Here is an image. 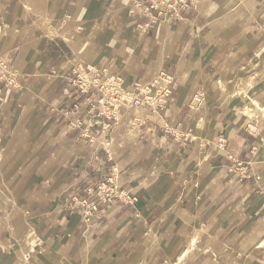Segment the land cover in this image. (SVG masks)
Instances as JSON below:
<instances>
[{"label": "crops", "instance_id": "obj_1", "mask_svg": "<svg viewBox=\"0 0 264 264\" xmlns=\"http://www.w3.org/2000/svg\"><path fill=\"white\" fill-rule=\"evenodd\" d=\"M133 1L0 0V264H264V115L236 94L264 0ZM160 71L168 102L127 112L73 82Z\"/></svg>", "mask_w": 264, "mask_h": 264}, {"label": "built area", "instance_id": "obj_2", "mask_svg": "<svg viewBox=\"0 0 264 264\" xmlns=\"http://www.w3.org/2000/svg\"><path fill=\"white\" fill-rule=\"evenodd\" d=\"M199 0H134L133 6L139 8L147 2L146 12L157 11L159 14H173L182 18L183 11L195 7ZM81 91H89L95 88L100 97L98 99V109L110 107L113 111L127 112L129 109L142 110L146 106L156 107L168 102L172 94L171 77L165 72L160 71L153 75L146 85L139 81L133 84H126L125 78L121 76H106L102 81H98L89 74L78 73L73 79ZM100 110V109H99ZM106 113V112H105ZM97 194L103 199L121 197L124 195L118 191V186L112 181L101 182L96 190ZM97 211V206L87 204L84 217L89 219Z\"/></svg>", "mask_w": 264, "mask_h": 264}, {"label": "rangeland", "instance_id": "obj_3", "mask_svg": "<svg viewBox=\"0 0 264 264\" xmlns=\"http://www.w3.org/2000/svg\"><path fill=\"white\" fill-rule=\"evenodd\" d=\"M244 4H246V2ZM38 27H39V25L33 26L32 27L33 31L35 29H37ZM7 59H8V57H7V55H5L4 57H2L0 59L1 63L3 65H5V64L9 65V61ZM263 68H264V59H263V63L261 65V67L259 68V71ZM248 71H250V69ZM243 73H244L243 77H245V80H241V85L238 88L236 94H240V96L242 98H244L243 103H247V101L250 100L249 98H253V99L259 101L260 100L259 98L261 96H262V98L264 97V82H261V84L260 83L255 84V83H250V80L260 79L261 76H259V75L257 76L255 74L254 70H252L250 72L244 71ZM256 96H258V97H256ZM262 103H264V101H262Z\"/></svg>", "mask_w": 264, "mask_h": 264}, {"label": "bare ground", "instance_id": "obj_4", "mask_svg": "<svg viewBox=\"0 0 264 264\" xmlns=\"http://www.w3.org/2000/svg\"><path fill=\"white\" fill-rule=\"evenodd\" d=\"M249 68H250V66L249 67L248 66H243L242 67V70L248 71ZM255 74L257 76L258 75L261 76V78L260 79L250 80V83H255V84L257 83V84H259L261 82H264V68L261 69L260 71L258 70V72H256ZM220 84H222V82H220ZM249 99L250 100H248L247 103H243V108H242L243 112L246 113V114H248L250 117H262L264 115V105H261V103L259 101L255 100L253 98H249ZM29 237H30V235H29ZM261 245H264V240L261 242Z\"/></svg>", "mask_w": 264, "mask_h": 264}]
</instances>
